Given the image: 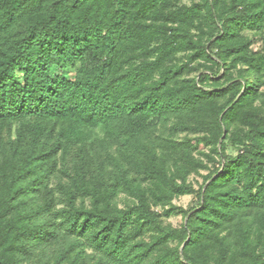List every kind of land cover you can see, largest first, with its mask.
Wrapping results in <instances>:
<instances>
[{
    "label": "trees",
    "instance_id": "1",
    "mask_svg": "<svg viewBox=\"0 0 264 264\" xmlns=\"http://www.w3.org/2000/svg\"><path fill=\"white\" fill-rule=\"evenodd\" d=\"M0 264H264V0H0Z\"/></svg>",
    "mask_w": 264,
    "mask_h": 264
},
{
    "label": "rangeland",
    "instance_id": "2",
    "mask_svg": "<svg viewBox=\"0 0 264 264\" xmlns=\"http://www.w3.org/2000/svg\"><path fill=\"white\" fill-rule=\"evenodd\" d=\"M228 153L230 155L235 154V150L233 148H230ZM205 174L206 173L204 172L203 175H205ZM59 181H60V175L59 174H54L53 176L49 177L47 180V184H48L49 189L52 192L53 191L55 192L54 195H55V198L57 200L55 202V208L56 209L62 208V204L60 203V200H59V195L55 191V188L58 185ZM191 181L195 183L196 188H199L203 183V178L194 176V177H192ZM125 203H126V200L122 199L121 200V206L123 207ZM196 203H197V200L193 196L182 197V198H179V199L174 201L175 205L183 207L184 209H190V208L194 207L196 205ZM165 223L171 224L174 227H179L183 223V217L181 215L172 216L170 219H166Z\"/></svg>",
    "mask_w": 264,
    "mask_h": 264
}]
</instances>
